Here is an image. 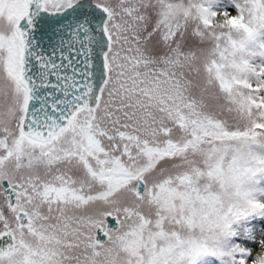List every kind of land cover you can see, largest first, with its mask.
I'll list each match as a JSON object with an SVG mask.
<instances>
[{"label":"snow or ice","instance_id":"1","mask_svg":"<svg viewBox=\"0 0 264 264\" xmlns=\"http://www.w3.org/2000/svg\"><path fill=\"white\" fill-rule=\"evenodd\" d=\"M0 264H264V0H0Z\"/></svg>","mask_w":264,"mask_h":264}]
</instances>
